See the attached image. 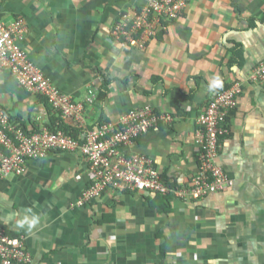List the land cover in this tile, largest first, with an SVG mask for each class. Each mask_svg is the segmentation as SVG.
Segmentation results:
<instances>
[{
    "label": "crops",
    "instance_id": "obj_1",
    "mask_svg": "<svg viewBox=\"0 0 264 264\" xmlns=\"http://www.w3.org/2000/svg\"><path fill=\"white\" fill-rule=\"evenodd\" d=\"M146 1L0 0V16L25 20L21 46L76 101L112 80L107 96L88 105L89 124L143 105L171 113L172 123L140 136L132 150L189 190L201 113L217 89L246 82L264 59V0H193L145 48L116 41L119 16ZM234 42L245 48L242 68L223 65ZM238 101L217 159L232 181L227 190L198 200L169 193L168 213L150 203L156 195L132 191L108 190L79 205L88 164L78 153L52 151L24 175L0 178V233L26 237L28 264H264V85L243 83ZM0 109L28 126L48 120L44 99L8 71L0 72Z\"/></svg>",
    "mask_w": 264,
    "mask_h": 264
},
{
    "label": "built area",
    "instance_id": "obj_2",
    "mask_svg": "<svg viewBox=\"0 0 264 264\" xmlns=\"http://www.w3.org/2000/svg\"><path fill=\"white\" fill-rule=\"evenodd\" d=\"M192 1L147 0L143 7L127 9L116 21L113 37L125 45L145 48L147 40L165 30L168 22L180 19ZM26 29L24 19L7 22L0 16V72H10L29 92L44 98L66 123L77 124L84 130L80 139L61 129L50 131L47 127L50 111L45 127L40 126L38 131L34 125L25 129L9 112L0 109V178L22 176L29 162L44 159L52 151H61L78 153L88 164L89 186L83 190L79 205L101 198L108 190L132 191L145 196L173 193L198 200L232 185L217 160L223 140L230 134L225 121L237 108L243 83L253 80L264 85V59L255 66L246 82H236L228 90L216 93L201 113L196 131L197 172L192 187L186 190L183 189L186 186L177 188L175 183L165 181L150 156L132 150L140 136L158 129L162 122L172 123V114L143 105L129 110L118 120L88 126L85 102L76 101L74 96L55 86L21 46ZM95 94L96 90H92L87 101H92ZM25 239L0 233V264H28L31 258Z\"/></svg>",
    "mask_w": 264,
    "mask_h": 264
},
{
    "label": "trees",
    "instance_id": "obj_3",
    "mask_svg": "<svg viewBox=\"0 0 264 264\" xmlns=\"http://www.w3.org/2000/svg\"><path fill=\"white\" fill-rule=\"evenodd\" d=\"M262 20L264 21V18H262ZM252 22L254 23V21H252ZM165 31L166 30L159 31L157 33V35H156L157 36L156 38H162L164 36ZM153 37H155V35ZM229 50H230L229 57L226 60L223 61L224 67H228V68H232V67L242 68L245 65V61H246V59H245V48H244V45L241 42H234V45L231 46L229 48ZM111 82H112L111 79H107L106 82L103 85L104 88L103 89H100L99 92H97L95 94V96H94V98H93L92 101H87V99L83 100V102H85V114L84 115H88V113H87V107H88V105H91V104L94 105L101 97L104 98L105 96H107L106 86L110 85ZM236 82H240V81H235L233 83H225L219 89L216 90V93H219V92L228 90ZM250 83H259V82H254L253 80H250ZM209 88L211 90L213 89L212 86H209ZM213 99L214 98H212L210 100V102ZM48 107H49V111H50V118H49L50 120H49V122L47 121V127L49 128V130L54 132V131H58L59 129H61V130H64L70 136H72L74 138H77V139H80V137H81V135L83 133L84 128L81 127V126H79V125H77V124L71 125V124L66 123L62 119V116L60 115V113H54L52 107H50L49 105H48ZM235 110L236 109L232 110V114L225 121V126H226V128L229 129L230 133H231V125H230V122L232 120V115H233V113H234ZM11 116H12V119L13 120L18 121L25 129H28V125H27L28 122L26 120H22V117L21 116H14V115H11ZM86 120H88V117H86ZM91 121H92V123H91ZM91 121H89L91 124L88 123V126L93 127V126L98 125V124L107 123L110 120H105V118L103 116H100L99 120L91 119ZM34 127L37 129V131L40 129V126H38L36 124H34ZM228 136H226L224 138V140ZM164 176L167 178L166 175H164ZM162 178L165 181H167L170 184H172V181L165 179L163 176H162ZM105 193H106V191L104 192V194ZM149 200H150V203L153 206H155L158 209V211L161 212V213L162 212L163 213L164 212H167L168 213L172 209L171 195H169V194L168 195L157 194L154 197H150ZM9 233H10V236L11 237H17V238L18 237L19 238L22 237L21 234H17L16 232L9 231Z\"/></svg>",
    "mask_w": 264,
    "mask_h": 264
},
{
    "label": "clouds",
    "instance_id": "obj_4",
    "mask_svg": "<svg viewBox=\"0 0 264 264\" xmlns=\"http://www.w3.org/2000/svg\"><path fill=\"white\" fill-rule=\"evenodd\" d=\"M29 58H30V56H29ZM31 59V58H30ZM32 60V59H31ZM35 63V62H34ZM38 67V66H37ZM39 68V67H38ZM40 69V68H39ZM44 73V72H43ZM46 75V74H45ZM47 76V75H46ZM19 83V82H18ZM22 86V85H21ZM56 86V85H55ZM23 87V86H22ZM25 88V87H24ZM26 89V88H25ZM27 90V89H26ZM61 90V89H60ZM28 91V90H27ZM29 92V91H28ZM29 93H31V92H29ZM32 94V93H31ZM89 95V94H88ZM87 95V96H88ZM87 98V97H86ZM8 112V111H7ZM12 115V114H11ZM215 194V193H214ZM207 197V196H206ZM205 198V197H204ZM21 236H24V235H21ZM25 237V236H24ZM19 238V237H18ZM26 238V237H25ZM25 241H26V239H25ZM27 247V246H26ZM28 250V249H27ZM31 262V261H30ZM29 263V262H28Z\"/></svg>",
    "mask_w": 264,
    "mask_h": 264
},
{
    "label": "rangeland",
    "instance_id": "obj_5",
    "mask_svg": "<svg viewBox=\"0 0 264 264\" xmlns=\"http://www.w3.org/2000/svg\"><path fill=\"white\" fill-rule=\"evenodd\" d=\"M156 35H157V32H156V34H155V37H154V38H156V37H157ZM238 105H239V101H238Z\"/></svg>",
    "mask_w": 264,
    "mask_h": 264
}]
</instances>
